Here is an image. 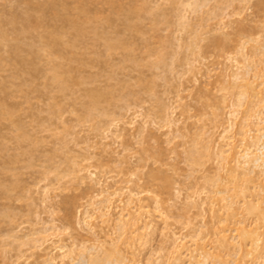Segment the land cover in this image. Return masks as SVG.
Here are the masks:
<instances>
[{
    "label": "rangeland",
    "instance_id": "1",
    "mask_svg": "<svg viewBox=\"0 0 264 264\" xmlns=\"http://www.w3.org/2000/svg\"><path fill=\"white\" fill-rule=\"evenodd\" d=\"M19 1L0 0V13L8 9L20 12L24 3ZM62 1L68 4L64 12L74 14L73 6L79 0ZM120 1L124 6L131 2ZM258 1L205 0L201 8L194 9L186 0L177 10L171 8L169 0H151V4L158 3L167 14V26L161 23L154 32L149 18L143 15L130 17L131 28L120 15L105 19L107 13H113L112 6L105 1L92 0L87 3L89 12L99 16L86 24L84 34L77 35L73 28L53 19L26 32L29 38H35V34L46 27L62 25L65 29L61 39L68 44L62 49V57L56 60L60 62V69L68 70L75 79L65 92L55 90L44 76L48 66L47 50H44L38 58L42 69L34 76L35 87L27 95L13 87L8 88V93H2L4 99L14 105L15 117L23 122L28 138L17 141L13 137L14 123L5 118L0 120V135L6 142L4 151L0 152V212L7 210L13 218L8 221L0 214V264H37L46 250L55 254L56 264H85L74 263L60 252L71 246L75 259L79 246L90 244L93 236L101 242L100 251L108 252L117 245L130 257L133 247L135 260H125L127 264L160 263L166 260L163 229L185 234L203 225L211 236V225L223 214L220 208L224 201L215 193L216 210L212 214L208 194H214L213 189L219 186L215 183L217 177L231 178V169L221 168L212 155L206 154L204 145L223 143L219 137L222 131L228 134V139L238 143L243 138L240 130L250 109L260 110L262 115L264 112L261 103L251 108L241 97L242 104H233L239 108L230 113L234 108L231 101L237 96L233 92L244 87L232 84V80H240L235 77L236 71L242 74V68L248 63L253 70L264 64V0L262 4ZM177 11L186 15L187 24L180 23ZM233 32L242 41L233 37L224 46L225 53L210 41L211 36L222 37ZM106 34L120 35L131 42L130 49L133 48L131 52L136 60L124 59L126 51L122 48L107 50L103 37ZM164 35L170 37L166 63L152 65L150 61L156 56L159 38ZM190 40L192 46L195 40L200 48L194 45L192 50ZM240 47L247 57L241 55ZM9 71L10 66L4 65L0 77L7 78ZM259 81L260 78L254 82L256 89L263 85ZM87 88L108 91L101 102L108 114L81 118ZM52 94L54 96L50 97ZM250 98L258 100L257 95ZM52 100L62 105L58 117L48 113ZM161 102L167 105L171 121L156 115ZM124 103L129 105L125 107ZM250 118L253 124L255 118ZM193 144L202 153L198 163L191 162L187 156ZM10 154H18L19 159L6 161ZM227 164L233 166V160ZM158 167L162 170L159 172H164L171 180L170 191L162 192L166 199L161 209L169 214L167 222L157 212L151 214L154 229H136L137 236L129 246L124 237L117 238L114 218L126 209L135 212V201L128 199L131 189L140 191L141 201L152 207L154 201L148 188L159 190L160 187L156 182L150 183L146 174L150 168ZM89 171L93 173L89 175ZM240 171L239 167L232 172L240 177ZM159 174L162 173L156 175ZM251 174L253 180L247 182L257 186L259 179L255 171ZM160 176L157 181L162 179ZM16 180L18 185L7 190ZM254 186L251 189L257 192ZM102 188L118 190L109 207H104L110 214L107 220L106 215L94 210L99 199L94 193ZM196 189L198 194L192 193ZM196 202L201 204L202 215L193 218L194 225L190 227L183 221L196 209L193 205ZM100 203L106 205L107 202ZM70 207L73 213L86 215L89 229L78 230L68 221L66 213ZM236 217H240L239 210ZM51 223L55 226L53 234L38 247L24 236L34 227ZM53 243L66 245L58 249ZM206 247L213 251V242H208ZM208 261L217 262L213 255ZM164 264L170 263L165 261ZM257 264H261L260 261Z\"/></svg>",
    "mask_w": 264,
    "mask_h": 264
},
{
    "label": "bare ground",
    "instance_id": "2",
    "mask_svg": "<svg viewBox=\"0 0 264 264\" xmlns=\"http://www.w3.org/2000/svg\"><path fill=\"white\" fill-rule=\"evenodd\" d=\"M90 1L92 0H79L73 6L75 10L74 14H67V12H64V10H67L65 8L68 4H65L62 0H20L19 2H21V4L24 3L22 10L20 11L18 9L20 12H17V9H15L16 12L14 9H11L12 12H9L8 9V12L5 10L6 13H4L5 11L0 13V69L3 68L4 65L10 66L7 78L0 77V120L5 118L14 123L13 137L17 141L28 138V134L24 129L23 122L15 117L14 105L10 104V102L8 103V101L4 99L2 93H8V88L13 87L27 95L28 91L35 87L34 76L42 69L38 58L42 56L44 50H47L45 61L48 63L47 71L44 73V76L51 82V85L55 90L65 92L69 88L71 82L75 79L68 70L60 69V62L56 60V57H62V51L68 44L66 40L61 39V34L65 29L62 25L59 26L58 24H53L46 27L43 30L38 31L35 34V38H29L26 35V32L30 30L31 27L42 26L47 21L53 19V21L64 22L67 27L73 28L77 35L84 34L86 24L95 20L99 16L96 12H89L87 3ZM101 1L108 2L113 8L112 12L114 14L107 13L104 16L105 19H112L111 17L113 15H120L128 22V25H126L131 28L133 27V23L130 22V17L133 15H143L149 18L154 32L157 31L161 23H164L165 26H167V14L165 10H163L158 3L151 4V0H131L127 6H124L120 0ZM169 1L171 3V8L179 10L181 9L180 4H184L186 0ZM259 1L258 3L262 4V1ZM187 3L192 4L194 9H199L205 4V0H187ZM176 14L182 25L188 23V19L184 13L177 11ZM7 25L9 27H7ZM236 32H233L232 35H220L222 37L211 36L210 41L218 50L224 52L226 48L224 46H227L228 44L226 43L230 42L233 37L242 41L237 34L238 32ZM103 37L107 50L110 51V49L122 48L126 51V54L124 53V55H126L123 57L124 59L131 61L136 60L131 52L133 48L130 49L132 43H129L125 37L123 38L120 35L110 36L107 34ZM159 40V47L155 50L156 56L150 61V64L152 65L166 63V48L170 43V37L168 35L160 36ZM192 40H190L191 42H188L191 44L190 46H192ZM195 42L196 41L194 40L193 46L198 44H195ZM70 44L73 45V42ZM193 46L191 47L192 50L195 48ZM197 47L200 48V45H197ZM263 49L262 51L264 52ZM5 51L7 54L3 53ZM239 51L242 56L247 57V53L242 47L239 48ZM226 57L229 58L230 56L226 54ZM245 66V68H242L244 70L241 71L242 74H238L237 72L239 71H236L235 73V77L240 80H232V84L238 83L240 86L242 85L244 87L239 91L233 92L234 94H237V96L235 100L234 98L232 99L231 106L232 108L234 107L233 104H235V106H240L242 104L241 97H244L251 108L256 106V103H259V105L261 103V106L264 107V64L261 68L255 70H253L254 67L249 63L247 65L245 64ZM45 69L46 68H44V70ZM249 73H251L250 76ZM259 78V83H263V85L256 89V84L254 82ZM107 93V90L104 91L99 88H87L85 90L87 100L84 102L81 109V118L108 114V110L101 104L106 98ZM251 95H257V102L250 98ZM53 96L54 95L52 94L50 97ZM128 105L129 103L123 104L125 107ZM61 107L62 105L60 102L52 100L47 108L49 115L58 117L61 113ZM238 108L239 107H234L230 110V113L233 110L237 111ZM256 110L250 109L251 113L248 112V114H246L244 123L242 124V127H246H241L240 130L243 134V138H241L238 143L232 138L228 139V134L225 131H222L219 137L220 140H223V143L219 142L216 144L204 145L207 150L206 154L212 155L213 158L220 163L221 168L227 170L231 169V178H226L224 176L217 177L218 180H216L215 183L219 186L213 189L214 194H208V197H210L209 208L212 214L216 210L213 203V197L215 193L220 194V199L224 201L220 208L222 210L220 211L223 212L224 215H220L221 213H219L220 218L212 223L210 229L211 236H208V232L205 231L203 225L193 227V218L202 215L201 204L196 202L193 204L196 206V209L191 214L187 215L188 220L183 221L185 225L193 227L192 230L188 231V233L180 234L173 229H163L161 234L162 241L166 242L164 245L166 246L165 261H169L170 264H257V261L264 264V229H261V227L264 226V112L262 115L260 110L255 112ZM156 115L163 120L171 121L170 111L165 103H160ZM251 116H254L255 118L253 124H251ZM111 120L112 119H109V121ZM5 147L6 142L4 136L0 135V152L4 151ZM195 147L196 145L189 147V150L187 149V156L191 162L198 163L201 161L202 153ZM8 155L6 158V161L8 162L19 159L18 154ZM230 160H233V166L228 167L227 163ZM28 164H31V160L28 161ZM239 167L242 168V171H240L242 173H240V177L236 172H232ZM154 169L150 168L146 174V178L151 179L148 180L150 183L156 182L160 187L159 190L153 187L148 188L152 192L151 197L154 201L152 207L149 208L147 203L141 201L143 200V196L138 194L140 191L133 192L131 189L128 192V199L130 201H135V212L126 209L124 212L120 211L114 218V224L118 228L117 238L122 239L124 237V241L129 246H132L133 239L137 236L136 229L141 227H149L152 230L154 229L155 225L151 214L157 212L161 215V218L164 219L163 221L165 223L167 222L169 214L167 211L161 209V204L166 199L162 195V192L170 191L171 180L167 174L159 172L162 171L160 167ZM252 171H255L257 175L256 179H259L257 186L250 185L247 182L253 180L251 174ZM92 173V171H89V175ZM158 173H162L161 176L159 174V176L162 177V179L160 178L161 181L159 180L160 182L157 181V177L159 176L156 174ZM16 185H18V180L11 185H8L6 189L8 190ZM252 186L257 187V192H255L254 189H251ZM117 193V188L110 190L102 188L94 193V195L99 198L97 201L98 204L95 205L94 210L100 215H106V220L110 219V214H108L109 212H106V210L109 207L112 198ZM192 193L198 194V190H193ZM102 201L107 202L106 205L100 203ZM104 207L107 208L104 209ZM237 209L239 210L240 217H236V214L238 213ZM0 214L4 216L5 220L11 221L13 219L11 213L7 210H3ZM66 218L78 230L89 229L86 215L73 213L72 207L67 211ZM249 219H251V221H248ZM53 229H55L53 223L43 224L34 227L31 232L25 233L24 236L27 240L33 242L32 245L34 247H38L53 234ZM11 234L14 237L16 236L14 233ZM208 242H213V251H210L206 247ZM52 245L53 247L61 249L66 244L53 243ZM79 247L80 248L77 252L78 256L75 259L71 254L73 251L71 246L61 249L60 253L68 255L74 263L121 264L122 262L127 264L124 262L125 260H135L136 252L133 247L131 249L132 256L130 257L126 256L117 245L108 252L100 251L101 242L96 236L92 237V242L90 244H83ZM1 250L4 251L3 248H1ZM210 255L216 257L217 262H209L208 258ZM247 256H250L249 260L247 259ZM55 258L56 256L54 253L46 250L42 253V257L36 261V263L56 264ZM149 258H151V256H149ZM165 261L160 263L150 261L149 263L164 264Z\"/></svg>",
    "mask_w": 264,
    "mask_h": 264
}]
</instances>
